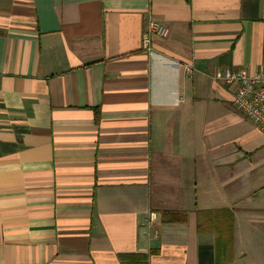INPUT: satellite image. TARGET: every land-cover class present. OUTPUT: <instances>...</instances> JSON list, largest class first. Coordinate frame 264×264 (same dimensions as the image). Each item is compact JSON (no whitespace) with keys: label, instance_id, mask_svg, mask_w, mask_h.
Returning a JSON list of instances; mask_svg holds the SVG:
<instances>
[{"label":"crops","instance_id":"1","mask_svg":"<svg viewBox=\"0 0 264 264\" xmlns=\"http://www.w3.org/2000/svg\"><path fill=\"white\" fill-rule=\"evenodd\" d=\"M226 70H264V0H0V264H244L264 133Z\"/></svg>","mask_w":264,"mask_h":264},{"label":"built area","instance_id":"2","mask_svg":"<svg viewBox=\"0 0 264 264\" xmlns=\"http://www.w3.org/2000/svg\"><path fill=\"white\" fill-rule=\"evenodd\" d=\"M153 35L165 37L167 29L154 21H149L146 24L142 34L141 48L148 55L152 54L151 36ZM191 72V68H185V73L189 77H191ZM223 80L227 83L236 82L238 84L233 99L234 107L264 133V70L254 73L226 70ZM155 219V214H151L149 218L150 226H152ZM154 234H156V231H154Z\"/></svg>","mask_w":264,"mask_h":264},{"label":"rangeland","instance_id":"3","mask_svg":"<svg viewBox=\"0 0 264 264\" xmlns=\"http://www.w3.org/2000/svg\"><path fill=\"white\" fill-rule=\"evenodd\" d=\"M250 183L253 194L250 204L256 212V218L245 224L241 218L237 241L241 255L245 254L240 257L242 263L264 264V159L256 165ZM240 262L241 260L238 263Z\"/></svg>","mask_w":264,"mask_h":264},{"label":"trees","instance_id":"4","mask_svg":"<svg viewBox=\"0 0 264 264\" xmlns=\"http://www.w3.org/2000/svg\"><path fill=\"white\" fill-rule=\"evenodd\" d=\"M167 216H171V221H175V222H183L184 219H183V213H180V212H170V213H167L166 214ZM170 221V219H169ZM229 225L224 227V229H219V237H221V239L223 241H225L223 244V247L226 248L227 246L230 245L227 244V241H231L232 239V227H231V221L230 223H228ZM140 258V257H139ZM131 260H135V258H132ZM130 261V259L128 260Z\"/></svg>","mask_w":264,"mask_h":264}]
</instances>
